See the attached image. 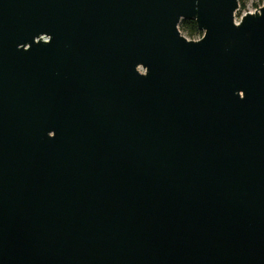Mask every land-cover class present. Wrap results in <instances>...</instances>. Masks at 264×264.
<instances>
[{"label": "water", "instance_id": "1", "mask_svg": "<svg viewBox=\"0 0 264 264\" xmlns=\"http://www.w3.org/2000/svg\"><path fill=\"white\" fill-rule=\"evenodd\" d=\"M238 8L0 0V264H264V0Z\"/></svg>", "mask_w": 264, "mask_h": 264}, {"label": "trees", "instance_id": "2", "mask_svg": "<svg viewBox=\"0 0 264 264\" xmlns=\"http://www.w3.org/2000/svg\"><path fill=\"white\" fill-rule=\"evenodd\" d=\"M238 14L241 9L244 8V3L240 0ZM179 29L183 35H185L189 39L199 38L202 32L197 28L196 22L193 19H182L179 22Z\"/></svg>", "mask_w": 264, "mask_h": 264}, {"label": "rangeland", "instance_id": "3", "mask_svg": "<svg viewBox=\"0 0 264 264\" xmlns=\"http://www.w3.org/2000/svg\"><path fill=\"white\" fill-rule=\"evenodd\" d=\"M244 3V8L239 11L240 13L238 14V10L236 12L235 18L238 19L240 15H242L245 12H252L253 10L259 8V6L262 3V0H240Z\"/></svg>", "mask_w": 264, "mask_h": 264}, {"label": "bare ground", "instance_id": "4", "mask_svg": "<svg viewBox=\"0 0 264 264\" xmlns=\"http://www.w3.org/2000/svg\"><path fill=\"white\" fill-rule=\"evenodd\" d=\"M237 22V21H236Z\"/></svg>", "mask_w": 264, "mask_h": 264}, {"label": "built area", "instance_id": "5", "mask_svg": "<svg viewBox=\"0 0 264 264\" xmlns=\"http://www.w3.org/2000/svg\"><path fill=\"white\" fill-rule=\"evenodd\" d=\"M237 20V19H236Z\"/></svg>", "mask_w": 264, "mask_h": 264}]
</instances>
